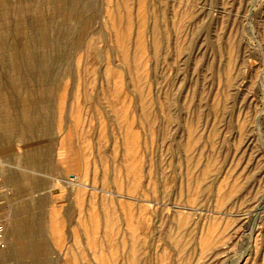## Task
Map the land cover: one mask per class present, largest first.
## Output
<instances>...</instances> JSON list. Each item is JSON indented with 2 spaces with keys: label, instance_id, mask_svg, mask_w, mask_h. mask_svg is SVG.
<instances>
[{
  "label": "rangeland",
  "instance_id": "374dc122",
  "mask_svg": "<svg viewBox=\"0 0 264 264\" xmlns=\"http://www.w3.org/2000/svg\"><path fill=\"white\" fill-rule=\"evenodd\" d=\"M0 220V264H264V0H0Z\"/></svg>",
  "mask_w": 264,
  "mask_h": 264
},
{
  "label": "built area",
  "instance_id": "2783aa9c",
  "mask_svg": "<svg viewBox=\"0 0 264 264\" xmlns=\"http://www.w3.org/2000/svg\"><path fill=\"white\" fill-rule=\"evenodd\" d=\"M5 230L6 226L2 220H0V253L5 246Z\"/></svg>",
  "mask_w": 264,
  "mask_h": 264
},
{
  "label": "bare ground",
  "instance_id": "6f19581e",
  "mask_svg": "<svg viewBox=\"0 0 264 264\" xmlns=\"http://www.w3.org/2000/svg\"><path fill=\"white\" fill-rule=\"evenodd\" d=\"M5 226H6V224H5ZM52 229H53V228H52ZM5 234H6V230H5ZM5 239H6V235H5ZM5 247H6V246H5ZM5 247H4V248H5ZM4 248L2 249V251L4 250ZM2 251H1V252H2ZM0 254H1V253H0ZM0 258H1V257H0Z\"/></svg>",
  "mask_w": 264,
  "mask_h": 264
}]
</instances>
